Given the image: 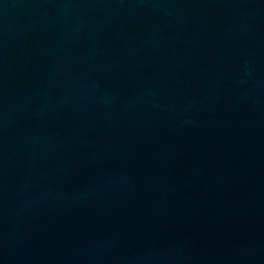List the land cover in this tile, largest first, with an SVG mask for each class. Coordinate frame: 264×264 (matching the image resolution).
I'll use <instances>...</instances> for the list:
<instances>
[{"label":"water","instance_id":"water-1","mask_svg":"<svg viewBox=\"0 0 264 264\" xmlns=\"http://www.w3.org/2000/svg\"><path fill=\"white\" fill-rule=\"evenodd\" d=\"M0 264H264V0H0Z\"/></svg>","mask_w":264,"mask_h":264}]
</instances>
